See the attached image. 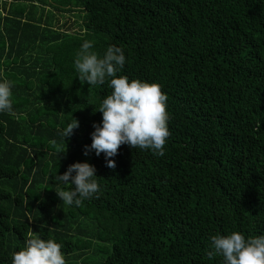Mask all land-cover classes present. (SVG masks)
Instances as JSON below:
<instances>
[{"label":"trees","instance_id":"1","mask_svg":"<svg viewBox=\"0 0 264 264\" xmlns=\"http://www.w3.org/2000/svg\"><path fill=\"white\" fill-rule=\"evenodd\" d=\"M85 41L100 57L122 48L117 76L161 86L163 156L121 145L113 170L84 155L112 91L77 78ZM5 78L16 115L0 112V264L32 235L66 264H224L207 256L212 235H264V0H0ZM77 162L100 189L78 207L56 194L75 187L57 175Z\"/></svg>","mask_w":264,"mask_h":264},{"label":"clouds","instance_id":"2","mask_svg":"<svg viewBox=\"0 0 264 264\" xmlns=\"http://www.w3.org/2000/svg\"><path fill=\"white\" fill-rule=\"evenodd\" d=\"M92 42L85 41L76 53L75 69L77 78L83 85H103L108 81L111 94L103 99L99 112L102 114L100 124L93 123L91 145L84 147V155L94 151L96 156L104 154L106 166L115 169L114 159L121 145L130 148L152 150L163 156L164 148L171 133L168 129L167 95L158 83L142 82L138 79L129 81L127 76H117L125 64L122 48L109 46L100 57L92 49ZM13 84L6 78L0 82V112L11 116L16 113L12 106ZM79 127L78 120L72 121L62 131V154L67 151L66 138ZM56 145V141H51ZM73 173H75L73 175ZM96 169L87 162H77L68 166L57 179L65 185L69 181L75 185L68 190L56 191L57 196L66 205L80 206L85 199H90L99 192V185L94 177ZM222 256L224 264H264V235L248 236L233 231L227 235H212L207 256ZM11 264H66L61 245L53 239H41L30 236L26 246L12 253Z\"/></svg>","mask_w":264,"mask_h":264}]
</instances>
